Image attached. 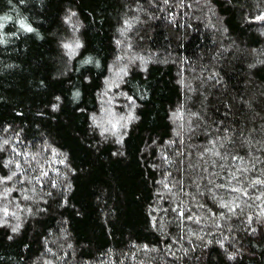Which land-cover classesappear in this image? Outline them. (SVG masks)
Listing matches in <instances>:
<instances>
[{"label": "trees", "instance_id": "16d2710c", "mask_svg": "<svg viewBox=\"0 0 264 264\" xmlns=\"http://www.w3.org/2000/svg\"><path fill=\"white\" fill-rule=\"evenodd\" d=\"M0 146V264H264V0H0Z\"/></svg>", "mask_w": 264, "mask_h": 264}, {"label": "snow or ice", "instance_id": "6c2138e0", "mask_svg": "<svg viewBox=\"0 0 264 264\" xmlns=\"http://www.w3.org/2000/svg\"><path fill=\"white\" fill-rule=\"evenodd\" d=\"M129 99H131V97H129ZM53 107H56V105H53ZM4 143L7 144L8 141L5 140ZM0 147H2V146H0ZM5 163H6V165L14 164L17 169H20L21 171H23V166L21 165V162L19 160L10 159V160L6 161ZM73 171H74V169H73ZM13 176H16L15 171L11 172L9 175L3 176L2 179L4 181H10V180H12Z\"/></svg>", "mask_w": 264, "mask_h": 264}]
</instances>
